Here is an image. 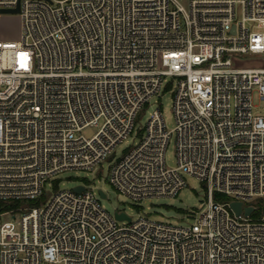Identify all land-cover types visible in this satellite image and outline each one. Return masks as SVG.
I'll list each match as a JSON object with an SVG mask.
<instances>
[{"label": "built area", "instance_id": "2783aa9c", "mask_svg": "<svg viewBox=\"0 0 264 264\" xmlns=\"http://www.w3.org/2000/svg\"><path fill=\"white\" fill-rule=\"evenodd\" d=\"M19 2L20 38H0V201L15 203L0 208V264H264V64L235 66L264 59V0H0V15ZM163 90L174 128L155 109L117 157ZM105 160L135 201L175 197L191 175L207 202L178 225L118 219L91 184L58 188Z\"/></svg>", "mask_w": 264, "mask_h": 264}, {"label": "rangeland", "instance_id": "374dc122", "mask_svg": "<svg viewBox=\"0 0 264 264\" xmlns=\"http://www.w3.org/2000/svg\"><path fill=\"white\" fill-rule=\"evenodd\" d=\"M187 5V4H186ZM22 30V22L19 13H5L0 15V38L19 39ZM264 59L260 55H246L235 58V66H262ZM173 92L163 90L159 95H155L139 112L135 132L116 148V156L131 149L140 139L143 128L151 113L160 108L169 129L174 128L175 118L173 110ZM254 104L258 106L260 112H264V98L257 91L254 92ZM98 130V127L90 126L83 130V134L91 137ZM175 136L173 135L167 147L166 158L169 166L176 165ZM111 161L105 160L103 164L94 169H72L63 172L59 177L58 188H74L78 184H91L97 188H102L107 197L98 194L101 203L111 213L125 211L128 215L137 218L140 214H147L149 217L171 222L178 225H187L193 222V214L200 210L207 202V188L198 178L186 175L187 185L175 197L157 196L135 201L125 194L119 192L110 182L109 173ZM49 191L53 187H47ZM217 200L229 198L225 195L216 193ZM4 221L10 220L9 217L3 218ZM1 249V248H0Z\"/></svg>", "mask_w": 264, "mask_h": 264}, {"label": "water", "instance_id": "95a60500", "mask_svg": "<svg viewBox=\"0 0 264 264\" xmlns=\"http://www.w3.org/2000/svg\"><path fill=\"white\" fill-rule=\"evenodd\" d=\"M20 11V2L18 3L17 7L15 8H9V9H1V12H4V13H18ZM235 31V27L233 28V32ZM77 190H82L83 189V186L80 185V186H77L76 187ZM101 195L103 197H106V194L104 193V191H100ZM231 207L235 210V212L237 214H240V212L242 211V202L240 201H233L231 203ZM253 206H248L245 208V212L246 214H250L252 211H253ZM116 217L118 219H127V220H130L131 217L126 214L125 212H116Z\"/></svg>", "mask_w": 264, "mask_h": 264}, {"label": "trees", "instance_id": "16d2710c", "mask_svg": "<svg viewBox=\"0 0 264 264\" xmlns=\"http://www.w3.org/2000/svg\"><path fill=\"white\" fill-rule=\"evenodd\" d=\"M14 205H15V203H12V204H4L3 202L0 201V208H1L2 210L7 209V208H11V207H13Z\"/></svg>", "mask_w": 264, "mask_h": 264}]
</instances>
